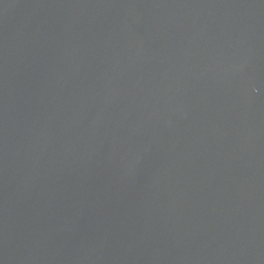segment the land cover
Wrapping results in <instances>:
<instances>
[{
    "label": "water",
    "instance_id": "water-1",
    "mask_svg": "<svg viewBox=\"0 0 264 264\" xmlns=\"http://www.w3.org/2000/svg\"><path fill=\"white\" fill-rule=\"evenodd\" d=\"M0 264H264V0H0Z\"/></svg>",
    "mask_w": 264,
    "mask_h": 264
}]
</instances>
